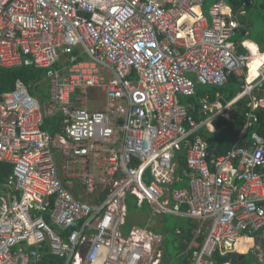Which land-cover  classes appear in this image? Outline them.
Masks as SVG:
<instances>
[{
	"label": "built area",
	"instance_id": "1",
	"mask_svg": "<svg viewBox=\"0 0 264 264\" xmlns=\"http://www.w3.org/2000/svg\"><path fill=\"white\" fill-rule=\"evenodd\" d=\"M205 1L0 0V66L45 70L50 108L63 117L53 137L23 83L0 95V163L12 167L0 192V264H162L152 232L125 230L128 195L153 215L201 224L191 264H233L218 258L258 232L252 263L239 260L264 264V65L249 81V40L234 39L255 1L237 13L217 0L210 18L199 10ZM231 74L243 77L241 91L225 105L220 92L201 96L197 121L182 100L226 86ZM93 94L101 103L91 109ZM242 100L237 140L209 159L201 130L231 120Z\"/></svg>",
	"mask_w": 264,
	"mask_h": 264
},
{
	"label": "trees",
	"instance_id": "2",
	"mask_svg": "<svg viewBox=\"0 0 264 264\" xmlns=\"http://www.w3.org/2000/svg\"><path fill=\"white\" fill-rule=\"evenodd\" d=\"M228 3L234 8L235 12H239L242 6V3L245 1H255V5H258L257 0H227ZM253 6L247 7L246 14L244 16H240V21L242 24V29L245 30V35L248 33L249 36L250 32L246 29L250 28V24H248V21H246V16L249 14L250 9ZM259 13L258 17L260 18L261 22L264 24V0H260L259 4ZM252 40V39H251ZM237 41V40H236ZM246 41V40H241ZM252 41L256 42L262 53H264V44L260 42L258 39H253ZM238 43V41H237ZM239 44V43H238ZM250 51H255L254 46L255 44L252 42H247L245 44ZM253 45V48H252ZM239 52L246 54V50L240 45L239 46ZM263 61V58H259L257 60L256 64L252 65L251 68V75L252 79L256 77V67ZM46 80V73L45 70H39L32 67H17V68H11L6 69L0 66V95L9 91H12L15 89L16 85L18 83H23L29 90L30 94L37 98L43 106L48 104L50 102V86L47 85L45 82ZM244 84L243 77H240L236 74H231L228 80V83L226 86L221 88H200L199 93L196 96H193L187 100V102H191L192 105H194V109L192 110V114L194 118L197 121H201V118L199 116L198 109L200 107L199 99L201 96H203L206 93H210L211 100H215V94L217 92H220L224 98L223 104H228L230 101H232L237 94L241 91L242 85ZM40 91V92H39ZM260 92L264 93V85ZM246 103L244 100L237 103L236 106H234V111L232 114L233 119L228 120L224 117H219L213 120L214 127L218 130V132H211L207 128H203L200 132V134L208 141L209 144V159L218 157L220 155L225 154L235 143V141L238 138V135L240 134L241 130L244 126V113L246 111ZM259 116V124L257 126V129L261 132L264 130V111H260L257 113ZM62 120L63 117L60 115L59 112H57L54 116L53 115H45L44 118V124L42 128L49 132L53 137L61 132L62 128ZM249 134V132H248ZM186 157V150H183L178 154V161L181 166V170L186 167L185 162ZM12 167L9 164L6 163H0V187L6 182ZM75 196L78 198L79 193L75 190L74 192ZM103 197V196H102ZM101 197V198H102ZM131 205H129V212L131 213ZM192 228H188L184 230L182 237L186 236V239L189 241L192 240ZM177 235V234H176ZM202 240V239H201ZM187 246L186 244H183L180 246L181 253H184ZM187 260L184 262V264H189V259L192 257V251L189 252L187 255ZM243 261V257L239 256L238 260L235 256L231 255L227 256L225 258H218L220 263H224L226 261L232 260L233 264H239L241 261ZM245 261V259H244Z\"/></svg>",
	"mask_w": 264,
	"mask_h": 264
},
{
	"label": "rangeland",
	"instance_id": "3",
	"mask_svg": "<svg viewBox=\"0 0 264 264\" xmlns=\"http://www.w3.org/2000/svg\"><path fill=\"white\" fill-rule=\"evenodd\" d=\"M217 0H206L200 7L199 10L202 13L210 18V9L212 5ZM258 5L253 6L249 14L246 16V21L250 24V28L246 29L250 32L249 36L245 35V30L241 29L238 35L234 38L241 44V40H253L258 39L260 42L264 44V24L261 22L260 18L258 17L259 13V4L260 0H257ZM247 13V12H246ZM253 43V42H252ZM251 54V51H250ZM264 58V54L260 57ZM254 64L253 61H249V67L252 68ZM47 85L50 86V81L47 79L45 80ZM51 92V87L49 88ZM40 92V91H39ZM224 98V96H223ZM90 108L92 106L99 105L101 103V99L96 96L95 94L91 95L90 97ZM183 103H187V99L182 100ZM51 105L46 104L45 111L48 115H52L54 110H52ZM59 162L61 164V160L59 158ZM62 167V166H61ZM186 183L184 184H175L174 188H182L185 187L186 184L188 185V180L184 179ZM2 191V187H0V192ZM76 191L79 195H84L85 190L81 186H76ZM75 191H72L74 194ZM75 195V194H74ZM133 206L131 207L130 217L128 218V227L127 232L131 230V226L141 225L143 229L146 228L148 232H152L155 238L158 240V248L157 252L160 251L162 255V262L163 264H184L187 260V254L181 253L180 246L182 245V236H177L178 231L184 232L187 229V225L189 223L197 226V229L200 228L201 224L196 223L195 221H190L182 217H176L175 215H163V216H156L152 214V211L147 203L140 208V210H136L134 207L135 201H132ZM129 213V212H128ZM49 215V213H48ZM261 235V232L253 233V235H244V244L237 245V251L235 252L234 256L239 258V256L243 257V255L250 256V253L255 249V237ZM243 251V252H242ZM156 252V253H157ZM241 259V258H240ZM143 264H148L150 259L147 257L143 258Z\"/></svg>",
	"mask_w": 264,
	"mask_h": 264
},
{
	"label": "crops",
	"instance_id": "4",
	"mask_svg": "<svg viewBox=\"0 0 264 264\" xmlns=\"http://www.w3.org/2000/svg\"><path fill=\"white\" fill-rule=\"evenodd\" d=\"M244 16V15H243ZM241 22V21H240ZM239 33V32H238ZM249 42H253L254 44H255V46H254V49H255V51H251V54H250V60L249 61H253L254 62V64H256L257 63V60L264 54V53H262L261 52V50H260V47H259V45L256 43V42H254V41H252V40H249ZM252 48H253V45H252ZM249 49V48H248ZM250 50V49H249ZM262 64V62L259 64V65H261ZM258 65V66H259ZM257 66V67H258ZM257 67H256V75H257ZM250 76H251V69H250ZM250 78V77H249ZM217 93H219V92H217ZM210 94V93H209ZM215 100H216V94H215ZM214 100V101H215ZM223 101V100H222ZM49 105H50V103H48ZM46 106V105H45ZM46 112V111H45ZM57 112H55L54 114H52L53 116L56 114ZM45 115H48L47 113H45ZM51 116V115H50ZM233 119V117H232V115H231V120ZM211 132H218V130L214 127V125H212V130H211ZM60 158V156L58 157V159ZM60 160H61V158H60ZM184 183H186L185 182V180H183V181H180V182H178V183H175V184H179V185H181V184H184ZM174 184V185H175ZM185 187H187V184H186V186ZM182 188H184V187H182ZM81 196H83V197H85L86 196V192L84 193V195H81ZM132 201H135V209L136 210H140V208L144 205V203H142V204H140L139 203V201H138V199H137V197L136 196H134V195H128L127 197H126V200H125V202H126V206H127V209H128V212H129V205H131V206H133V203H132ZM150 207V206H149ZM150 209H151V207H150ZM151 211H152V209H151ZM152 214H153V212H152ZM164 215H170V214H164ZM156 216H163V215H156ZM130 217V212H129V215H128V218ZM176 217H180V216H176ZM182 218H185V219H187V220H190V221H195V220H192V219H189V218H186V217H182ZM129 220V219H128ZM196 223H199L198 221H195ZM133 225H135V224H133ZM127 227H128V221H127V224H126V227H125V230L127 231ZM188 228H192L191 229V233H192V240L190 241H188L187 239H186V236H184V238L182 237V242H183V244H186V246H187V248H186V250H185V253L188 255L189 254V246H190V244L192 243V242H194V241H196L197 243H202L203 241H204V239H205V233H204V231L202 232V233H200L199 235H197V232H198V230L200 229H197V226H195V225H193V224H191V223H189L188 225H187V229ZM182 234H183V232L182 231H178L177 232V236H182ZM202 239V240H201ZM191 259H192V257H190V259H189V264H191ZM162 261V260H161ZM246 262H248V263H252V258H251V256H248L247 257V259H246ZM162 264H163V262H162ZM240 264V263H239Z\"/></svg>",
	"mask_w": 264,
	"mask_h": 264
},
{
	"label": "bare ground",
	"instance_id": "5",
	"mask_svg": "<svg viewBox=\"0 0 264 264\" xmlns=\"http://www.w3.org/2000/svg\"><path fill=\"white\" fill-rule=\"evenodd\" d=\"M248 42H249V41H248ZM246 43H247V42H246ZM246 43H245V44H246ZM245 46H246V45H245ZM246 47H247V46H246ZM247 48H248V47H247ZM249 51H250V50H249ZM249 60H250V59H249ZM263 65H264V58H263L262 64L259 65V66L257 67V75H258V73H259V69H260ZM257 75H256V76H257ZM254 78H255V77H254ZM254 78H253V79H254ZM253 79H252V75H251L250 78H249V81H252Z\"/></svg>",
	"mask_w": 264,
	"mask_h": 264
},
{
	"label": "clouds",
	"instance_id": "6",
	"mask_svg": "<svg viewBox=\"0 0 264 264\" xmlns=\"http://www.w3.org/2000/svg\"><path fill=\"white\" fill-rule=\"evenodd\" d=\"M245 258H243V260H244Z\"/></svg>",
	"mask_w": 264,
	"mask_h": 264
}]
</instances>
